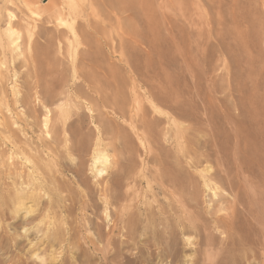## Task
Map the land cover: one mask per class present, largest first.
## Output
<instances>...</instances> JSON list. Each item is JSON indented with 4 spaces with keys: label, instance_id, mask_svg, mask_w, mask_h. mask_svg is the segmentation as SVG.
<instances>
[{
    "label": "rangeland",
    "instance_id": "obj_1",
    "mask_svg": "<svg viewBox=\"0 0 264 264\" xmlns=\"http://www.w3.org/2000/svg\"><path fill=\"white\" fill-rule=\"evenodd\" d=\"M86 4L0 0V264H264V213L237 208L235 230L221 220L231 172L264 211V33L230 52L202 27L193 77L177 68L175 36ZM96 19L92 49L82 33L94 36ZM236 145L252 151L251 170ZM27 176L32 194L9 201Z\"/></svg>",
    "mask_w": 264,
    "mask_h": 264
},
{
    "label": "bare ground",
    "instance_id": "obj_2",
    "mask_svg": "<svg viewBox=\"0 0 264 264\" xmlns=\"http://www.w3.org/2000/svg\"><path fill=\"white\" fill-rule=\"evenodd\" d=\"M67 1L69 2L70 5L71 4L73 5L75 2V0H67ZM85 1L88 2V4H86L85 7L89 6V8H91V11H92L91 15L93 17H95L97 15V17H99V19H100V16L101 17L102 16L107 17L111 13H113L115 16H118V15L120 16L119 18H121V21H120V19H119V21L121 23H123V25L128 24L129 27H132V25L135 23H141V24H143L142 26H143L144 30H146L148 33H151L150 35H158L159 33H161V31H164V32H167L169 34V36L170 35L175 36V39H177V40L175 41V43L173 42L175 44L174 47H176V52L178 54V57H180V59H181V61L178 63L180 68L179 67H177V68L182 71L181 73H183L185 71L193 77L196 75L195 69H197L198 64L196 63V61L193 58V55H192L193 50L189 48L190 47L189 41L193 35L195 36V35L200 34V32L202 31V27L209 26L208 30L209 31L212 30V32L215 33V36L218 37V39L220 41L219 42L220 49L225 50V51L228 50L230 52L232 50L231 49L232 44L235 48L241 49V47L244 46L243 43L245 41L247 42V41L254 39L253 37H254L255 33L258 32L257 35H259V32L262 34L264 33L263 18H262V15L264 14V0H202L203 2H205L207 4L208 11L205 13L202 12L201 14L198 11L199 8L195 6L193 0H85ZM258 3H259V8L257 7ZM253 4H254V6H253ZM222 5L226 8V11L228 14V19H223L224 18L223 17V11L221 10ZM48 7H49L50 13L56 14V15L60 14L61 9H60L57 2H55V1L52 2ZM100 23H101V21H98L96 19V20H93L92 22H90L88 24V26H90V27L92 26L93 31H94V34H93L94 36L91 37L87 33H85V34L82 33L83 34L82 37H83L84 41L89 46H91L95 42L94 41L95 34L96 35L101 34L102 30L104 29V27ZM121 27H122V25H121ZM104 30H103V33H104ZM141 35H142V33H141ZM208 35H209V32H208ZM257 37H259V36H257ZM227 38L230 39L229 41L231 44H229V41H227ZM173 39L174 38L172 37V40ZM259 40H260V38H259ZM259 40H256V41H259ZM201 42L203 43V41H201ZM253 42H255V41H253ZM248 43L249 42H247V44ZM225 45L230 46V48H228V49L224 48ZM248 45H250V43ZM257 45L259 46L260 43H258ZM257 45L255 44L253 46L256 47ZM204 46H206V44ZM245 48L242 47V50ZM92 49H93V47H92ZM98 49H99V47H98ZM258 49H257L258 55H261L262 57H264V54H261V51H259ZM89 50H91V49H89ZM215 70H216V67L213 66L212 60L209 59L208 61H206V72L209 74L212 73V75H213V72ZM262 71H263V69H262ZM206 75L208 76V74H206ZM209 76H211V74ZM210 78L211 77H209V79ZM250 78L252 79V77H250ZM252 84H254V83H252ZM150 89H152V88H150ZM160 94L162 95V99L164 100L165 99L164 97L166 96V94L164 97H163V95H164L163 93H160ZM115 97L114 98L118 100L116 95H115ZM167 97L168 96H166V98ZM121 103H122V101H121ZM123 104H124V101H123ZM123 104H121V106L119 105L117 107L118 111H121L122 113L124 112V110H123L124 108H122ZM107 105H108V103H107ZM44 125H46V124H44ZM236 139H238V138H236ZM250 144H254V143H250ZM214 149H215V147H214ZM220 149L222 150V152L225 155H227L226 152L228 153V146L226 147V144L221 143ZM233 150L236 151L234 153L235 159L240 164L244 165V167L251 170L253 165L256 163V162H254L255 159H254V156L252 154V151H250V149L249 150L246 149L242 153L240 151L239 145H236V148ZM98 154H96L94 156V162L95 163L99 159H103V156L101 158L100 154L99 155ZM263 157H262V159H263ZM198 159H201V158H197L196 160L198 161ZM198 163H200V162H198ZM236 165L237 164H235V166ZM237 172H235L234 174L232 172L230 173V175H229L230 180L227 183V185L229 186V190H230L232 197H233L232 198L233 201H232V205H231V212H232L231 218L226 217L228 219L224 220V221H223V219H221L222 223L225 224L226 227H233L234 230L236 228L235 218L237 217V208H240L242 210L244 209L245 214L248 217H251L252 220H254V219L259 220L260 214L264 213V211H262V212L258 211V207L256 206L258 204H256V201H253L254 202V204H253L252 200H250V197L248 195V189L246 188L245 183L244 182L242 183V181L240 180V177H239ZM221 174L223 175L222 172H221ZM240 174H242V173H240ZM250 174L252 176L253 172L251 171ZM243 175H244V173H243ZM245 175H246V173H245ZM17 177H18V174L15 175V178H17ZM26 178L27 179H25L24 182H18V185H21L20 187L23 186L21 189L16 188L17 185L15 186L18 193L14 194L13 196H9L7 198L9 201L18 202L19 199H21L25 196H29L28 194H32V191L34 190V188L37 187V181L33 178L31 179L30 176H27ZM248 180H249V178H248ZM250 181L255 185V183L252 181V179H250ZM205 185L208 186L209 183L205 182ZM214 192H216V191H214ZM215 195H216V193H215ZM214 197H216V196H214ZM220 197H222V196H220ZM229 216H230V214H229ZM218 218L216 220H218ZM242 221L244 222V224L242 225V228H247V230H248L249 224H250L249 219L244 218V219H242ZM258 236L260 237V242L256 238L255 244L253 242L252 243L254 245H259V247H260V245L264 246V229L260 231ZM233 242H235L234 239H233ZM223 243H225L224 245L226 246V242H223ZM221 247H222V244H221ZM250 255H252V253ZM252 256L256 257V254L254 253Z\"/></svg>",
    "mask_w": 264,
    "mask_h": 264
}]
</instances>
